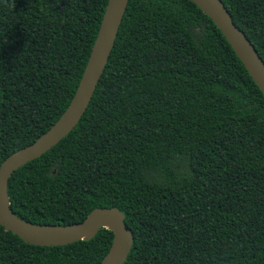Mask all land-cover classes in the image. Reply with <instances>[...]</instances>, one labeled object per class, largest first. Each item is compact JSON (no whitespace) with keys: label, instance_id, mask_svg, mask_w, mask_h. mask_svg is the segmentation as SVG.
Masks as SVG:
<instances>
[{"label":"trees","instance_id":"obj_1","mask_svg":"<svg viewBox=\"0 0 264 264\" xmlns=\"http://www.w3.org/2000/svg\"><path fill=\"white\" fill-rule=\"evenodd\" d=\"M107 0H0V162L72 97ZM264 63V0H221ZM37 225L116 207L122 264H264V96L191 0H127L71 130L7 180ZM112 232L54 246L0 225V264H97Z\"/></svg>","mask_w":264,"mask_h":264},{"label":"water","instance_id":"obj_2","mask_svg":"<svg viewBox=\"0 0 264 264\" xmlns=\"http://www.w3.org/2000/svg\"><path fill=\"white\" fill-rule=\"evenodd\" d=\"M220 30L253 82L264 96V63L245 35L232 23L221 0H191ZM127 0H107L75 91L57 119L31 143L8 154L0 162V225L22 241L40 246L71 243L93 236L104 227L112 232L106 253L97 264H122L130 249L132 235L123 214L116 207H95L79 222L61 225L31 224L9 208L7 180L25 162L38 157L65 136L85 110L113 44Z\"/></svg>","mask_w":264,"mask_h":264}]
</instances>
